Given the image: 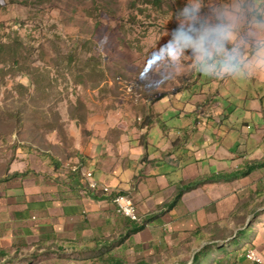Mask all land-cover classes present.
<instances>
[{
  "label": "crops",
  "instance_id": "1",
  "mask_svg": "<svg viewBox=\"0 0 264 264\" xmlns=\"http://www.w3.org/2000/svg\"><path fill=\"white\" fill-rule=\"evenodd\" d=\"M192 75L182 76L174 91L157 84L156 102L124 111L125 120L85 139L70 123L68 145L50 134L45 148L19 146L0 177L1 261L23 252L67 254L110 243L180 248L188 238L195 250L187 255L203 250L206 264H253L244 257L252 250L264 264V140L248 147L241 140L231 153L202 134L211 120L227 118L224 109L219 118H205L193 105L174 108L171 98L169 107L156 109L163 94L185 98L191 78L198 79ZM154 91L146 92L153 97ZM163 115L186 125L170 127L161 123ZM241 126L248 129L245 121ZM116 193L131 196L136 221L115 213L110 196Z\"/></svg>",
  "mask_w": 264,
  "mask_h": 264
},
{
  "label": "rangeland",
  "instance_id": "2",
  "mask_svg": "<svg viewBox=\"0 0 264 264\" xmlns=\"http://www.w3.org/2000/svg\"><path fill=\"white\" fill-rule=\"evenodd\" d=\"M31 2L0 3V42L10 43L18 36L24 45L19 66H0V177L19 146L45 148L50 134L57 139L64 135L62 140L68 145L70 123L74 125L72 131L80 129L85 139L94 131L101 132V126L125 120L124 111L146 104L144 96L152 97L146 91H154L157 84L152 82L155 76L145 61L169 38L177 26L176 13L185 4V0H161L157 8L151 0ZM199 3L201 24L217 22L220 10L237 3L248 10L238 25V37L242 44L247 41L245 51L250 55L254 49L252 33L259 31L255 24L264 22V0H199ZM228 47H232L231 42ZM181 60L185 76L195 74L198 79L191 78L181 100L163 94L156 109L169 107L170 102L179 110L189 104L205 118H219L220 108L224 109L227 118L220 124L217 119L211 120L202 134L231 153L237 151L241 140L247 147L254 140H264V68L253 69L250 78L216 80L193 71L194 57L190 51ZM130 80L139 86L138 81L144 84L138 92L141 97L127 93L124 82ZM175 87L167 89L174 91ZM159 96L154 91L153 98ZM75 118L82 124L70 122ZM159 119L173 128L186 125L184 120L165 115ZM243 121L248 129L241 126ZM154 129L159 131V126ZM206 242L198 241L197 248ZM188 243L186 238L180 248L163 246L160 250H150L145 244L118 248L110 243L107 247L70 250L67 254L23 252L0 259V264H106L107 257H117L123 264H190L192 258L187 253L192 255L195 249ZM200 258L198 263L206 264L203 256Z\"/></svg>",
  "mask_w": 264,
  "mask_h": 264
},
{
  "label": "clouds",
  "instance_id": "3",
  "mask_svg": "<svg viewBox=\"0 0 264 264\" xmlns=\"http://www.w3.org/2000/svg\"><path fill=\"white\" fill-rule=\"evenodd\" d=\"M247 12L237 3L220 10L217 22L201 24L199 0H185L176 13L177 26L145 61L155 76L152 82L161 85V90L164 86L178 85L180 77L186 75L181 60L186 51L194 57L193 71L202 77L216 80L252 77L253 69L264 68V22L255 24L259 31L252 33L254 49L249 55L245 51L247 41L242 44L238 37V25Z\"/></svg>",
  "mask_w": 264,
  "mask_h": 264
},
{
  "label": "trees",
  "instance_id": "4",
  "mask_svg": "<svg viewBox=\"0 0 264 264\" xmlns=\"http://www.w3.org/2000/svg\"><path fill=\"white\" fill-rule=\"evenodd\" d=\"M4 0H0V3H2ZM29 2H31V0H27ZM32 3V2H31ZM151 3L153 4L154 7H160V3L161 0H151ZM22 51H24V45L21 42V40L18 38V36H16L10 43H3L0 42V66H4V64H11L15 67L19 66L21 64V60L23 59V53ZM69 58V57H68ZM24 68V67H22ZM20 73H23L20 71ZM137 81V80H136ZM141 86L138 85L137 82H133L132 80L130 81H125V87H126V91L128 94H132L134 95L136 98L141 97L140 94H138V92L140 91V87H142V83L140 81H138ZM151 96V95H150ZM147 97V98H145ZM144 102L146 104H152L154 102H156V99H154L153 97H148V96H144ZM72 122H80L78 121L77 118L70 120ZM82 123H79V125ZM56 132L57 130H52V133ZM55 134V133H54ZM59 137V135H58ZM59 139L61 142H64L62 139L65 138L64 135H60ZM183 190H180L178 192V194L176 195L174 202H177L180 198V196L182 195ZM135 223V222H133ZM137 224V223H136ZM201 232L200 229L196 230L194 232V235L199 236V233ZM203 254V250L202 252H198L196 253L192 259H191V263L190 264H195L198 259L200 258V256ZM104 262H106V264H123V261L119 260L117 257H107ZM138 264H142V263H138Z\"/></svg>",
  "mask_w": 264,
  "mask_h": 264
},
{
  "label": "built area",
  "instance_id": "5",
  "mask_svg": "<svg viewBox=\"0 0 264 264\" xmlns=\"http://www.w3.org/2000/svg\"><path fill=\"white\" fill-rule=\"evenodd\" d=\"M83 171V170H82ZM94 183V186H99L102 189L103 195H109L110 189L99 182L94 181L91 172L84 171ZM110 202L114 206L115 213L127 218L129 221L137 220V211L132 201V198L128 194H118L116 193L113 196H110ZM244 257L247 261L253 264H261L262 258L257 254L255 250H252L251 253H245Z\"/></svg>",
  "mask_w": 264,
  "mask_h": 264
},
{
  "label": "bare ground",
  "instance_id": "6",
  "mask_svg": "<svg viewBox=\"0 0 264 264\" xmlns=\"http://www.w3.org/2000/svg\"><path fill=\"white\" fill-rule=\"evenodd\" d=\"M133 221H136V220H133Z\"/></svg>",
  "mask_w": 264,
  "mask_h": 264
}]
</instances>
